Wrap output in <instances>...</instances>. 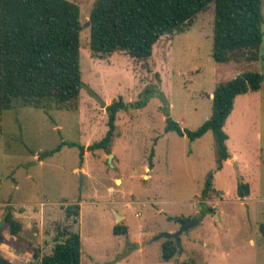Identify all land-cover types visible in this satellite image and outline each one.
Wrapping results in <instances>:
<instances>
[{"label": "rangeland", "instance_id": "1", "mask_svg": "<svg viewBox=\"0 0 264 264\" xmlns=\"http://www.w3.org/2000/svg\"><path fill=\"white\" fill-rule=\"evenodd\" d=\"M68 1L80 7L84 86L76 110L17 105L2 115L0 255L40 264L68 226L81 235L82 264H264V83L235 100L224 130L236 158L223 169L212 132L196 141L165 133L167 117L183 130L200 128L211 117L219 83L263 73L264 22L261 59L254 63L214 61L213 6L191 29L162 37L148 60L123 52L94 57L89 19L97 0ZM261 12L264 20V0ZM151 87L159 93L145 107L117 115L110 152L89 151L107 133L106 107L119 96L134 103ZM62 142L85 147L83 163L79 149L68 145L42 158ZM209 176L214 191L203 199ZM241 181L250 187L246 199L237 195ZM70 205L80 206L78 216L67 217ZM9 212L22 226L18 236L5 223ZM182 217L197 223L179 235L180 252L164 262L162 236L178 233ZM117 225L128 233L115 235Z\"/></svg>", "mask_w": 264, "mask_h": 264}, {"label": "trees", "instance_id": "2", "mask_svg": "<svg viewBox=\"0 0 264 264\" xmlns=\"http://www.w3.org/2000/svg\"><path fill=\"white\" fill-rule=\"evenodd\" d=\"M212 6L214 8H212ZM210 8L214 11L212 57L217 63L261 59L263 15L261 0H97L91 12L89 47L94 57L117 52L145 61L164 36L185 32L195 20ZM80 7L68 0H0V124L2 115L17 105L48 111L78 108L83 89L81 71ZM264 83L263 73L246 72L226 83H219L213 93L211 117L197 130H183L170 117L165 119V133L176 132L191 141L212 132L215 142L217 169L232 159L224 128L233 112L238 96L258 92ZM156 88H146L138 101L126 103L122 96L106 107L108 130L105 137L88 147L89 151L110 147L116 137L117 115L130 109L145 107ZM1 131V127H0ZM77 147L83 163L85 147L62 142L45 151L42 158L51 157L63 146ZM153 153V152H152ZM153 154H151V157ZM152 159L150 167L152 168ZM213 178L206 180L203 199H211ZM237 195L250 196V187L242 181ZM211 211V209H210ZM79 205L66 209L68 218L78 216ZM181 223L190 218H177ZM77 222V219H74ZM11 235L18 236L22 228L12 213L5 217ZM115 235H126L128 228L117 225ZM51 254L41 257L40 264H82V238L79 232L65 227ZM0 235V242H2ZM180 247L173 239L162 244V260L170 262ZM0 264H15L0 255ZM186 264H196L190 261Z\"/></svg>", "mask_w": 264, "mask_h": 264}, {"label": "water", "instance_id": "3", "mask_svg": "<svg viewBox=\"0 0 264 264\" xmlns=\"http://www.w3.org/2000/svg\"><path fill=\"white\" fill-rule=\"evenodd\" d=\"M212 98H213V96H212ZM112 158H113V154H109L108 162L113 167ZM80 177L82 179V177H83L82 172H80ZM119 218L121 219V217H119ZM196 223H197V219H193V220H190L189 222L182 223V228H181V230L178 233L172 234V235L165 234L162 237L165 238V239H173V240H175L177 242V246L179 247V235H181L184 231H188L189 228L194 226ZM34 258H37V255H34ZM34 262L35 261H33V264H34Z\"/></svg>", "mask_w": 264, "mask_h": 264}, {"label": "crops", "instance_id": "4", "mask_svg": "<svg viewBox=\"0 0 264 264\" xmlns=\"http://www.w3.org/2000/svg\"><path fill=\"white\" fill-rule=\"evenodd\" d=\"M231 156H232V159L229 160V161H227V162H225L224 166H225V165H229L231 162H234V159L236 158V156H234V155H231ZM230 161H231V162H230ZM224 166H223V168H224Z\"/></svg>", "mask_w": 264, "mask_h": 264}]
</instances>
